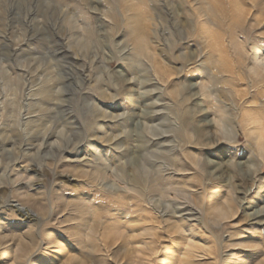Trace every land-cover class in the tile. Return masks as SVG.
<instances>
[{
    "label": "rangeland",
    "instance_id": "374dc122",
    "mask_svg": "<svg viewBox=\"0 0 264 264\" xmlns=\"http://www.w3.org/2000/svg\"><path fill=\"white\" fill-rule=\"evenodd\" d=\"M252 49L264 0H0V264H264Z\"/></svg>",
    "mask_w": 264,
    "mask_h": 264
},
{
    "label": "bare ground",
    "instance_id": "6f19581e",
    "mask_svg": "<svg viewBox=\"0 0 264 264\" xmlns=\"http://www.w3.org/2000/svg\"><path fill=\"white\" fill-rule=\"evenodd\" d=\"M251 51L253 52L252 55H253L255 66L258 69H260V71H264V52L262 50H255V49H252ZM141 124H142V127L145 130L147 128H149V126L147 125L145 120L142 121ZM0 126H1V124H0ZM60 135L62 137L61 139L50 140L48 134L44 133L43 136H42L41 142L38 145H36L37 151H38V155H40L42 152H46V154L48 153V154L62 155V157H65V156L67 157L66 154L68 153L69 150H71V146H69V143H67V141H70V139L66 138L65 134L62 133V132H60ZM156 135L157 134H155V136ZM22 149H23V147H17L15 142H11L10 141L9 145H7V146L3 142H0V155L1 156H7L8 158H10L12 160L14 158H16L15 155L20 153V151ZM23 151H24V149L22 150V152ZM31 159L34 160L35 158L32 157ZM42 160H43V158H42ZM37 167L38 168H35V171H38L39 169H41V166L40 167L37 166ZM15 205H16V207L18 209L23 211L29 218L38 219V217H39L38 213L36 211H34L33 209H31L29 206H27V207L26 206H22L19 203H15ZM263 215H264V212L258 211L251 218L252 223H258V224L264 225V217H263Z\"/></svg>",
    "mask_w": 264,
    "mask_h": 264
}]
</instances>
